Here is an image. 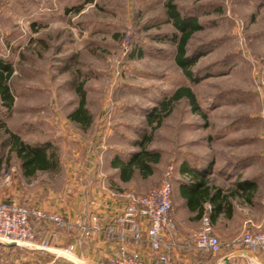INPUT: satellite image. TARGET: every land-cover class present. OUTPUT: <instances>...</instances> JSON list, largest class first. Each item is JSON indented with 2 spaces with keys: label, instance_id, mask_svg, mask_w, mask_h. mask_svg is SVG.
Here are the masks:
<instances>
[{
  "label": "rangeland",
  "instance_id": "obj_1",
  "mask_svg": "<svg viewBox=\"0 0 264 264\" xmlns=\"http://www.w3.org/2000/svg\"><path fill=\"white\" fill-rule=\"evenodd\" d=\"M166 1L0 0V59L12 68L14 96L10 109L0 103V202L76 223L65 213L97 176L109 196L111 189L146 192L183 161L228 176L264 171V0H174L200 25L186 50L196 83L175 61L172 36L179 31ZM81 86L87 127L68 117ZM183 86L195 94L197 111L181 98L168 114L160 111V124L149 125L151 109ZM4 129L29 144L49 143L57 169L25 177ZM142 133L151 136L148 148L160 162L148 178L115 184L111 159L138 150L133 142ZM30 221L37 238H56L50 221ZM41 255L0 240V264H39Z\"/></svg>",
  "mask_w": 264,
  "mask_h": 264
},
{
  "label": "crops",
  "instance_id": "obj_2",
  "mask_svg": "<svg viewBox=\"0 0 264 264\" xmlns=\"http://www.w3.org/2000/svg\"><path fill=\"white\" fill-rule=\"evenodd\" d=\"M185 165L203 172L207 168L188 162ZM210 166H208L204 177L208 187L206 194L202 193V188H197L193 194L187 193L185 190V185L188 182H197L201 175H197L198 178H193L179 168L173 176L171 198L173 202L172 219L175 228L164 234L170 264H264V256L259 251L250 250L243 245L222 248L217 253L202 252L186 246L187 235L199 228L201 216L204 213L212 214L213 233L224 242L239 235L245 226H248L252 231L256 230L264 216V171L256 172L246 169L228 176L230 172L225 171V174L222 175L221 171L216 172L218 170H213V167ZM97 177L99 181L95 182L93 187L80 189L76 202H70L74 209L69 208L65 213L66 217L73 221H81L88 219L89 215L95 214L101 220H108L118 213V204L106 195L107 181L105 182L103 176ZM113 182L118 185L127 183L121 182L116 175ZM239 182L245 183L242 186L243 189L237 187ZM90 190L92 191L90 192ZM216 190L219 191L216 192ZM17 195L18 199H22L19 194ZM189 196L192 199H188ZM48 227L56 235V245L59 247L64 248L73 243L76 245L75 253L85 261L81 264H97L100 260L112 258L116 253V245L105 241L100 234L84 238L79 235L80 232L77 229L73 231L60 230L55 226H49V224ZM35 228L38 230L36 226ZM47 234L49 231H45V235ZM139 251L142 261L146 264L151 263L153 253L149 248L142 246ZM41 256L43 257L42 261H37L39 264H63V260L67 264L75 263L61 256L57 257L52 251L43 252Z\"/></svg>",
  "mask_w": 264,
  "mask_h": 264
},
{
  "label": "built area",
  "instance_id": "obj_3",
  "mask_svg": "<svg viewBox=\"0 0 264 264\" xmlns=\"http://www.w3.org/2000/svg\"><path fill=\"white\" fill-rule=\"evenodd\" d=\"M262 157L264 159V146ZM172 185L173 171L168 168L160 183L146 192L111 189L109 197L118 204L119 210L108 220H101L97 215L91 214L88 219L74 223L60 215H47L41 210L30 212L14 203L0 202V240L29 250L52 251L57 257L85 263L74 255L73 244L59 247L53 234L37 238L30 221L32 216L37 221L48 220L67 231L77 229L84 237L100 234L105 241L115 244V255L108 260H100L97 264H146L140 256L142 246L148 247L153 253L149 264H170L164 234L175 228L172 219ZM237 245L259 251L264 256V216L256 230L252 231L245 226L239 235L224 242L213 233L209 215L204 213L199 228L191 231L186 238L187 247L202 252L217 253L222 248Z\"/></svg>",
  "mask_w": 264,
  "mask_h": 264
},
{
  "label": "trees",
  "instance_id": "obj_4",
  "mask_svg": "<svg viewBox=\"0 0 264 264\" xmlns=\"http://www.w3.org/2000/svg\"><path fill=\"white\" fill-rule=\"evenodd\" d=\"M165 9L168 15V19L172 22L174 27L179 31V35H173V41L177 42V52L175 54V61L181 68L184 75L192 83H196L197 80L194 76V72L191 67L195 64V61L187 56V45L193 33L200 29L195 18H189L182 15L177 9L174 0H168L165 3ZM12 75V68L9 64L0 59V103L5 108L10 109L14 103V96L8 84ZM80 95V101L77 108L72 111L68 117L72 121L78 123L83 127H87L91 122V115L88 112L85 103V94L82 90V86L77 88ZM184 98L188 101L193 111H197L198 105L195 99V94L190 87H179L174 94L161 103V108H152L147 120L149 125L154 122L161 123L163 117L160 116V111H164L166 114L170 112L172 103L178 99ZM7 133V140L5 145H8L9 153L13 154L16 160L19 161L22 173L25 177H32L38 171H52L58 167V159L53 150H49V143L44 144H29L23 141L19 135L12 133L8 129H4ZM151 141V136H147L142 133L141 139L133 142V145L138 150L129 153L126 157H121L116 154L110 161V167L115 170L117 178L121 182H130L136 176L140 178H148L154 173L155 165L160 162L161 155L158 151L148 148V144ZM186 161H183L179 168L181 171H185L193 178H198V181L188 182L186 184V192L193 194L197 188H202V193L206 194L208 187L207 182L204 180L206 171L196 170L193 167L185 165ZM206 168V167H204ZM198 175V176H197ZM244 182L237 183V187L244 186ZM219 190H216V192ZM214 198V196H212ZM192 197H188V199ZM212 198V199H213ZM211 199V200H212ZM212 211V210H211ZM203 211L201 212V214ZM211 215L209 213V219L211 221ZM9 247L16 245L8 244Z\"/></svg>",
  "mask_w": 264,
  "mask_h": 264
},
{
  "label": "water",
  "instance_id": "obj_5",
  "mask_svg": "<svg viewBox=\"0 0 264 264\" xmlns=\"http://www.w3.org/2000/svg\"><path fill=\"white\" fill-rule=\"evenodd\" d=\"M12 245H15L14 243H12Z\"/></svg>",
  "mask_w": 264,
  "mask_h": 264
}]
</instances>
